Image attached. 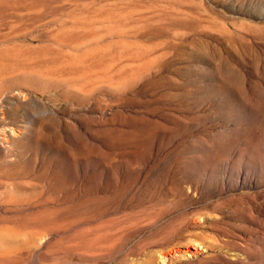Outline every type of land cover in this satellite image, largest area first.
<instances>
[{
	"label": "rangeland",
	"instance_id": "obj_1",
	"mask_svg": "<svg viewBox=\"0 0 264 264\" xmlns=\"http://www.w3.org/2000/svg\"><path fill=\"white\" fill-rule=\"evenodd\" d=\"M0 264H264V0H0Z\"/></svg>",
	"mask_w": 264,
	"mask_h": 264
}]
</instances>
